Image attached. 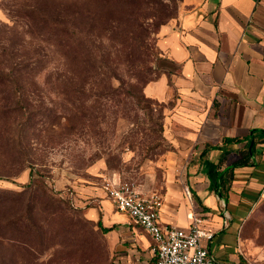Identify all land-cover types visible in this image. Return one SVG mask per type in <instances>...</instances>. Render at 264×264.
I'll use <instances>...</instances> for the list:
<instances>
[{
  "label": "rangeland",
  "instance_id": "obj_1",
  "mask_svg": "<svg viewBox=\"0 0 264 264\" xmlns=\"http://www.w3.org/2000/svg\"><path fill=\"white\" fill-rule=\"evenodd\" d=\"M180 2L94 3L120 17L97 37L96 68L90 71L71 54L67 66L54 48L52 60L41 61L36 42L29 44L23 22L13 15L14 8L33 5L55 9L58 0H0V191L24 192H0V264H119L121 250L132 243L124 228L145 231L129 216L114 217L119 210L106 195L107 182L129 181L144 195H160L163 205L172 189L194 201L186 179L197 155L171 139L178 124L167 123L166 115L174 101L144 98L143 86L177 70L159 66L157 58L166 56L161 29L176 18ZM168 5L175 17L161 25L160 11ZM56 68L75 70L76 80L94 92L111 80L117 97L63 102L54 85ZM136 96L144 99L137 102ZM31 170L38 178L35 189L26 187ZM232 198L238 204L225 203L237 218L230 217L228 227L236 221L240 256L264 261V191L245 201L238 194ZM101 212L104 226L116 228L104 232L98 226Z\"/></svg>",
  "mask_w": 264,
  "mask_h": 264
},
{
  "label": "crops",
  "instance_id": "obj_2",
  "mask_svg": "<svg viewBox=\"0 0 264 264\" xmlns=\"http://www.w3.org/2000/svg\"><path fill=\"white\" fill-rule=\"evenodd\" d=\"M159 44L177 70L149 82L145 92L161 101H174L166 115L167 123L178 124L171 139L188 154L197 155L194 170L191 161L187 165L186 179L194 201L172 189L162 206L161 221L188 228L193 216L199 215L206 219L204 227L215 232L211 249L217 259L243 262L238 226L233 221L237 212L232 209L233 219L225 202L238 204L233 195L245 201L264 191V143H258L253 164L235 168L228 200L221 196L225 202L219 197L221 182L217 178L218 170L221 176L247 143L224 144V136H253V128L264 130V0H181L178 16L162 27ZM207 144L214 148L200 163ZM225 150L232 152L218 168ZM127 216L119 211L114 217ZM230 217L232 224L225 226ZM232 225L236 232H228ZM124 230L132 243L121 250L119 264H156L150 234L144 229L143 234L137 228ZM222 233L226 236L217 238Z\"/></svg>",
  "mask_w": 264,
  "mask_h": 264
},
{
  "label": "trees",
  "instance_id": "obj_3",
  "mask_svg": "<svg viewBox=\"0 0 264 264\" xmlns=\"http://www.w3.org/2000/svg\"><path fill=\"white\" fill-rule=\"evenodd\" d=\"M128 1L129 0H58V7L55 9L33 5L32 7L14 8L13 15L23 22L25 28L24 32L29 40V44H32L33 41L36 42V49H38L37 55L41 61H51L52 58H50V54H54L55 51L52 50L54 48L58 51V54L61 55L60 58L65 60L67 66V60L70 58L71 54L78 65L80 64L86 67L87 70L94 71L96 68L95 52L97 50L95 41L97 37H101L104 31L109 30V28L113 26V23L120 17L110 10L96 8L94 3H120ZM178 13L179 10L176 13V17ZM174 17L175 13L168 5L163 11H160V24L163 25ZM138 42L143 44V40L139 37ZM38 57H31L29 62L36 61ZM157 61L159 66H166L171 71L177 68L175 62L169 57L158 56ZM55 67L60 68L62 66L56 65ZM55 73L57 75L54 85L56 86L57 93L62 96L63 102H103V100H99L100 98H104L105 102H110L117 97L118 88L113 85L111 80L107 81L104 90L98 91L97 86L94 92L92 88L86 90L84 86L85 83L82 80H76L77 75L75 70H59L56 68ZM169 73L171 72L169 71ZM156 79L157 77L146 79L143 86L145 87L149 82ZM146 96L152 99L146 94L144 98H147ZM136 97L137 102H141V100L144 99L143 97ZM161 119L160 117V119L157 120L160 131L163 130V122H161ZM258 133L262 134L261 138H256V134ZM251 134H253V136H224L223 138L224 144H242L244 141H247L245 148L240 149L239 157L228 167H225L226 169L221 176V170H218L217 179L221 182L220 196L224 197L226 201L228 200V191L231 188L235 168L253 164V156L256 154L258 143H264V130L253 128ZM213 148L214 146L211 144L205 146L199 156L200 163L207 158L208 153ZM231 152V150L224 151L217 165L218 168L225 164ZM33 173L34 171L31 170V178L29 184L26 186L30 189H35V187L39 186V184L36 183L38 178L35 177ZM218 180L213 186L215 190L219 188ZM40 190L43 194L51 198V193L47 194L48 192L44 186H42ZM0 192L18 195L24 193L23 191ZM97 224L104 232H108L115 228V225L109 227L104 226L102 212L100 213ZM241 261L246 262L243 258Z\"/></svg>",
  "mask_w": 264,
  "mask_h": 264
},
{
  "label": "built area",
  "instance_id": "obj_4",
  "mask_svg": "<svg viewBox=\"0 0 264 264\" xmlns=\"http://www.w3.org/2000/svg\"><path fill=\"white\" fill-rule=\"evenodd\" d=\"M104 190L119 211L127 213L150 234L156 264H264L262 260L237 263L218 260L211 249L215 232L204 227L206 219L194 215L188 228L163 223V201L156 193L144 195L126 180L107 182Z\"/></svg>",
  "mask_w": 264,
  "mask_h": 264
},
{
  "label": "water",
  "instance_id": "obj_5",
  "mask_svg": "<svg viewBox=\"0 0 264 264\" xmlns=\"http://www.w3.org/2000/svg\"><path fill=\"white\" fill-rule=\"evenodd\" d=\"M219 194H220V191H219ZM226 212V214H227V210L225 211ZM227 218V217H226Z\"/></svg>",
  "mask_w": 264,
  "mask_h": 264
}]
</instances>
